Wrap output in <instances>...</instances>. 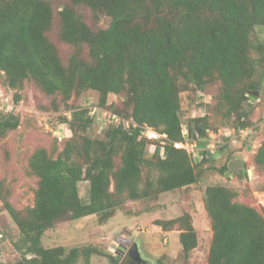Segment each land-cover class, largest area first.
<instances>
[{"label":"trees","instance_id":"trees-1","mask_svg":"<svg viewBox=\"0 0 264 264\" xmlns=\"http://www.w3.org/2000/svg\"><path fill=\"white\" fill-rule=\"evenodd\" d=\"M82 6L94 19L107 17V25H89ZM56 18L57 39L72 46L66 56L49 35ZM255 26L263 28L262 39L253 37ZM0 79L9 88L0 87L9 95L4 106L13 107L0 101V140L21 123L13 109L27 100L21 91L28 81L52 107L64 103L69 113L58 118L71 130L62 147L55 138L51 149L39 145L28 155L27 171L36 177L33 204L15 206L0 179L1 206L18 229L14 256L7 252L0 264H85L102 253L98 247L46 246L44 232L92 213L109 218L130 200L187 189L212 166L209 114L190 116L184 126L182 92L212 88L210 114L235 131L252 123L248 92L264 87V0H66L60 8L52 0H0ZM87 90L98 93L106 112L101 120L109 121L102 136L90 134L98 118L90 109L69 104ZM110 94L121 98L119 106L108 103ZM146 129L161 137L148 138ZM252 160L264 173V140ZM227 169L225 159L219 170ZM82 179L86 201L79 195ZM236 196L227 185L205 187L208 264H264V205L259 210ZM155 223L180 230L182 254L196 247L189 213Z\"/></svg>","mask_w":264,"mask_h":264},{"label":"rangeland","instance_id":"rangeland-1","mask_svg":"<svg viewBox=\"0 0 264 264\" xmlns=\"http://www.w3.org/2000/svg\"><path fill=\"white\" fill-rule=\"evenodd\" d=\"M64 2L66 0H52L58 8ZM79 11L83 19L93 28L106 26L109 21L105 16L94 19L92 12L86 6L80 7ZM58 24L56 18L49 35L58 42L62 55L66 56L72 51V46L57 39ZM252 33L253 37L263 38V28L260 26H255ZM83 54H86L85 49ZM2 83L0 79V87L9 90ZM11 92H14V89H11ZM21 92L28 98L19 107L13 109L14 113L18 112L20 115L21 123L18 128L10 131L0 140V179L4 184L3 190L8 193L11 202L19 208L33 204L36 177L27 171L28 155L39 145L51 149L55 138L60 148L64 139L62 137L71 135L68 123L58 118L60 114L69 113L64 103L58 100L57 106L52 107L49 98L30 81L24 84ZM211 94L212 88L206 91L190 90L181 93L184 126L188 117L207 113L212 127L208 132L207 140L208 149L214 155L213 164L210 163L212 166L204 168L196 184L187 189L163 192L156 199L130 200L106 219H100L99 214L92 213L77 219L61 221L54 228L44 232L43 244L63 245L67 248L82 245L98 247L102 253L91 255L90 261L85 264H130L131 253L134 251L139 252L145 264H208L207 255L212 230L203 203L205 187L208 184L227 185L237 192L236 200L248 203L259 210L264 205V173L255 169L252 160L256 148L264 140V87H259V92L254 97L252 91L248 92L252 102L251 107L248 105L251 109L249 113L252 123L239 131L222 123L213 113L210 114L208 106L212 100ZM8 96L0 90V101L3 102L1 105L7 103L5 97ZM97 99V92L87 90L79 96L72 97L69 104L90 109V113L98 117L90 129V134L102 136L103 129L109 121L101 120L104 114L99 109ZM111 102L119 106L121 98L110 94L108 103ZM12 108V105L6 107V109ZM246 109L249 110L247 107ZM56 131L58 134H55ZM184 133L186 135V130ZM152 150L153 148L149 147V155ZM189 151L194 155L197 150L191 147ZM225 159H228V163L232 160L238 163L237 169H231L228 175L219 170ZM78 189L80 197L84 201L88 200V181L80 180ZM1 205L0 200V259L3 260L7 252L9 256H14L11 241L18 236V229ZM184 213L190 214L197 233V245L188 255L181 252L178 240L179 229L174 227L163 230L155 223L156 219H171ZM109 253L118 256L117 259L113 261Z\"/></svg>","mask_w":264,"mask_h":264},{"label":"water","instance_id":"water-1","mask_svg":"<svg viewBox=\"0 0 264 264\" xmlns=\"http://www.w3.org/2000/svg\"><path fill=\"white\" fill-rule=\"evenodd\" d=\"M258 92H259V90L257 89V90H254V91H252V97H254V95H256V94H258ZM238 163H237V161L236 160H232V161H230L229 163H228V169H227V171L225 172V175H228L229 173H230V171H231V169H237V165ZM250 172V170L248 171V173ZM133 252V251H132ZM141 260H142V257L140 256V254H139V252H133V253H131V260H130V264H140V262H141Z\"/></svg>","mask_w":264,"mask_h":264},{"label":"built area","instance_id":"built-area-1","mask_svg":"<svg viewBox=\"0 0 264 264\" xmlns=\"http://www.w3.org/2000/svg\"><path fill=\"white\" fill-rule=\"evenodd\" d=\"M7 107H9L10 105L8 104V105H6ZM104 114H106V112H104ZM113 117V119L115 120V121H117L118 119H117V117H115V115H113L112 116ZM144 134L148 137V138H151V139H157V138H159V137H161V134H159L158 132H156V131H151V129H146L145 130V132H144ZM187 145H188V148H191V146L189 145V144H182V143H175V146H177V147H187Z\"/></svg>","mask_w":264,"mask_h":264},{"label":"flooded vegetation","instance_id":"flooded-vegetation-1","mask_svg":"<svg viewBox=\"0 0 264 264\" xmlns=\"http://www.w3.org/2000/svg\"><path fill=\"white\" fill-rule=\"evenodd\" d=\"M140 264H145V262L143 260H141Z\"/></svg>","mask_w":264,"mask_h":264}]
</instances>
